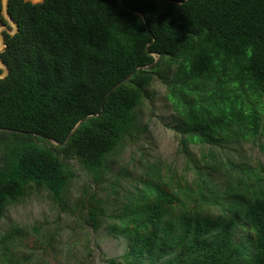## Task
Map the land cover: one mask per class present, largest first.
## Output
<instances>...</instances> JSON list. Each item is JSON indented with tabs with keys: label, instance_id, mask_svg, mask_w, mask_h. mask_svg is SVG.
<instances>
[{
	"label": "trees",
	"instance_id": "obj_1",
	"mask_svg": "<svg viewBox=\"0 0 264 264\" xmlns=\"http://www.w3.org/2000/svg\"><path fill=\"white\" fill-rule=\"evenodd\" d=\"M120 1L144 20L118 0H7L17 30L1 32L8 72L0 128L11 131L0 130V218L29 188L60 198L75 174L72 157L100 183L154 79L177 116L183 150L207 146L211 169L221 164L213 148L264 135V0ZM151 53L157 61L141 67ZM83 117L64 144L50 142L62 143ZM225 164L223 191L200 168L195 190L168 191L150 168L143 187L109 215L106 226L127 248L123 262L106 264H264V173ZM111 187L116 193L119 184ZM83 202L98 229L106 200L90 192ZM241 220L253 234L237 241ZM25 232L2 235L0 264L28 260L11 251Z\"/></svg>",
	"mask_w": 264,
	"mask_h": 264
},
{
	"label": "rangeland",
	"instance_id": "obj_2",
	"mask_svg": "<svg viewBox=\"0 0 264 264\" xmlns=\"http://www.w3.org/2000/svg\"><path fill=\"white\" fill-rule=\"evenodd\" d=\"M6 21L0 25V51L1 32L14 31V23ZM0 68L2 76L5 73L2 63ZM180 139L178 119L165 87L154 79L136 108L134 130L107 158V169L100 183L95 182L92 175L72 157L68 162L75 174L61 197L55 198L45 188L27 189L22 197L6 207L0 218V239L11 228L26 231L19 241L14 239L11 247L13 256L28 258L24 264H106L108 258L123 262L121 255L127 248V240L111 233L106 222L110 221L109 215L121 211V205L132 192L143 187V180L149 178L146 172L150 168L157 170L162 187L168 191L177 189L178 185L195 190L196 168L203 171L207 180L213 178L214 184L223 191L228 185L223 171L228 166L226 162L264 173V135L213 148V156L221 162L220 168L217 166L215 169H211L209 163L204 165L205 160H212L207 154V146L189 144L184 151ZM151 179L157 183L155 177ZM114 182L119 184L116 193L111 187ZM90 192H95L104 202L106 200L107 216L96 230L87 221L83 202ZM214 213L210 211V214ZM33 227L38 229L37 233ZM252 234L241 220L235 239L246 240Z\"/></svg>",
	"mask_w": 264,
	"mask_h": 264
},
{
	"label": "water",
	"instance_id": "obj_3",
	"mask_svg": "<svg viewBox=\"0 0 264 264\" xmlns=\"http://www.w3.org/2000/svg\"><path fill=\"white\" fill-rule=\"evenodd\" d=\"M119 1V3L121 4V5H123V6H125L128 10H130L131 12H133L134 14H137V15H141L142 16V14L138 11V10H136V9H134V8H132V7H129V6H126V5H124L120 0H118ZM2 14H3V16H4V18H6V19H8L7 18V16L9 17V19H11L10 18V16L8 15V13H7V0H5V1H3L2 0ZM6 14H7V16H6ZM142 18H143V16H142ZM8 19V20H9ZM143 20H144V18H143ZM10 21V20H9ZM11 21H12V19H11ZM13 22V21H12ZM14 23V31H13V33L17 30V25H16V23L15 22H13ZM2 43H3V46L2 47H4L5 45H4V42H3V39H2ZM151 54H153V56H155V59H154V61L152 62V63H150V64H147V65H144V66H141V67H149V66H151L152 64H154L156 61H157V59H158V57L160 56L159 54H155V53H151ZM1 61V60H0ZM2 63V62H1ZM3 64V63H2ZM3 66L5 67V73L1 76L0 75V78H2V77H4L6 74H7V72H8V70H7V68H6V66L3 64ZM140 66H138V67H136L135 68V70H137L138 68H139ZM132 75V73H130L125 79H123L121 82H123V81H125L128 77H130ZM116 85H118V84H116ZM97 114H99V113H95V114H88L86 117H88V116H93V115H97ZM86 117H83V118H81V119H79L77 122H76V124L74 125V127L72 128V130L69 132V134L66 136V138H65V140L62 142V143H59V142H57V141H53L55 144H64L67 140H68V138L71 136V134L79 127V125L84 121V119L86 118ZM0 130H8V131H11V129H8V128H0Z\"/></svg>",
	"mask_w": 264,
	"mask_h": 264
},
{
	"label": "bare ground",
	"instance_id": "obj_4",
	"mask_svg": "<svg viewBox=\"0 0 264 264\" xmlns=\"http://www.w3.org/2000/svg\"><path fill=\"white\" fill-rule=\"evenodd\" d=\"M6 16H7V14H6ZM7 18H8V16H7ZM9 19V18H8ZM2 46H3V43H2Z\"/></svg>",
	"mask_w": 264,
	"mask_h": 264
},
{
	"label": "crops",
	"instance_id": "obj_5",
	"mask_svg": "<svg viewBox=\"0 0 264 264\" xmlns=\"http://www.w3.org/2000/svg\"><path fill=\"white\" fill-rule=\"evenodd\" d=\"M39 1H41V0H39Z\"/></svg>",
	"mask_w": 264,
	"mask_h": 264
}]
</instances>
